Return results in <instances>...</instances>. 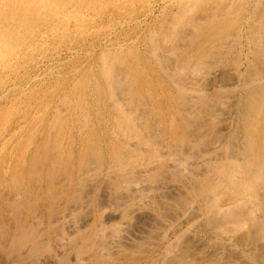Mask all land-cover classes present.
Segmentation results:
<instances>
[{"label": "rangeland", "instance_id": "374dc122", "mask_svg": "<svg viewBox=\"0 0 264 264\" xmlns=\"http://www.w3.org/2000/svg\"><path fill=\"white\" fill-rule=\"evenodd\" d=\"M0 264H264V0H0Z\"/></svg>", "mask_w": 264, "mask_h": 264}, {"label": "bare ground", "instance_id": "6f19581e", "mask_svg": "<svg viewBox=\"0 0 264 264\" xmlns=\"http://www.w3.org/2000/svg\"><path fill=\"white\" fill-rule=\"evenodd\" d=\"M22 2H23V1H22ZM30 2H31V1H30ZM3 3H4V2H3ZM7 3H10V2H7ZM18 3H19V2H18ZM27 3H28V2H27ZM32 3H33V2H32ZM12 4H13V2H12ZM20 4H21V3H20ZM24 4H26L25 1H24ZM45 4H46V3H45ZM2 5H3V4H2ZM2 5H1V7H2ZM9 5H10V4H9ZM9 5H8V6H9ZM17 5H18V4H17ZM27 6H28V5H27ZM4 7H5V6H4ZM6 7H7V6H6ZM17 7H19V6H17ZM16 9H17V8H16ZM18 9H19V8H18ZM7 10H8V9H7ZM4 12H5V11H4ZM17 12H18V11H17ZM20 13H21V12H20ZM10 14H11V13H10ZM22 15H23V14H22ZM12 17H13V15H12ZM57 17H58V16H57ZM16 18H17V17H16ZM16 18H15V19H16ZM24 18H25V17H24ZM26 18H27V17H26ZM10 19H11V18H10ZM12 19H13V18H12ZM167 56H168V55H167ZM194 72H195V71H194ZM194 74H195V73H194ZM191 75H192V74H191ZM191 75H189V76L191 77ZM197 75L199 76V73H198ZM173 76H174V75H173ZM187 76H188V75H187ZM196 77H197V76H196ZM175 79H176V78H175ZM190 79H191V78H190ZM192 80H193V79H191V81H192ZM188 81H189V78H188ZM185 83H186V82H185ZM187 83H188V84H187ZM187 83H186L187 85H191V84H189V82H187ZM190 83H191V82H190ZM190 88H192V87L189 86V89H190ZM224 240H225V239H224Z\"/></svg>", "mask_w": 264, "mask_h": 264}]
</instances>
